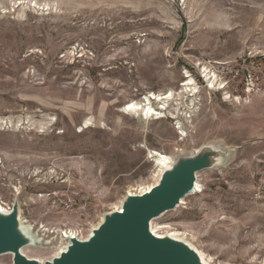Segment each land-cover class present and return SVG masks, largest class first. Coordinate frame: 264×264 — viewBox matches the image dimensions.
<instances>
[{"label": "rangeland", "instance_id": "374dc122", "mask_svg": "<svg viewBox=\"0 0 264 264\" xmlns=\"http://www.w3.org/2000/svg\"><path fill=\"white\" fill-rule=\"evenodd\" d=\"M167 91L158 118L126 109ZM208 144L229 155L154 230L207 264H264V0H0V203L28 224L87 236L158 180L149 149Z\"/></svg>", "mask_w": 264, "mask_h": 264}, {"label": "water", "instance_id": "95a60500", "mask_svg": "<svg viewBox=\"0 0 264 264\" xmlns=\"http://www.w3.org/2000/svg\"><path fill=\"white\" fill-rule=\"evenodd\" d=\"M229 155L213 145H203L189 155H177L148 190L127 193L119 209L104 213L84 238L69 235L65 250L39 261L21 252L40 246L38 237L24 233L18 203L0 210V256L10 254L12 264H207L198 251L178 236H157L150 225L174 209L195 187L196 174L212 168Z\"/></svg>", "mask_w": 264, "mask_h": 264}, {"label": "bare ground", "instance_id": "6f19581e", "mask_svg": "<svg viewBox=\"0 0 264 264\" xmlns=\"http://www.w3.org/2000/svg\"><path fill=\"white\" fill-rule=\"evenodd\" d=\"M205 76L208 78V83H209L208 87H214L215 85L222 86L221 82L217 81V78H216L217 75H215V74L210 75V73L208 72V73H206L204 75V77ZM190 83H192L191 80L189 82H186V83L183 84L184 87H185V90L189 91V93H190V91L196 92V90L192 86H190V85H192ZM172 97H173L172 91H167L165 93H158V94H155V93L147 94V95L144 96V98L141 101L132 100V101L126 103V104H128L126 109H129L130 111H133L134 114H138V113L141 114L142 113V114H145L146 116H148L150 114H152V115L154 114L158 118V117L161 116L160 115V111H162L163 109L166 108L168 101L170 99H172ZM195 104H196L195 98H191L190 99V104H186V103L183 102L185 117H190L197 110V108L195 109ZM84 125H86V123ZM148 155H149V157L152 158V160H153V162H154V164H155V166L157 168V171H158L157 175L158 176L160 175V173L163 170H165L166 168H168L170 166V161H171L170 157L165 155V154H163L161 151H158L156 149H149L148 150ZM198 186H199V184H198V181L196 180L195 181V187H194L193 191H191L189 194L195 192L196 189L198 188ZM150 187H151V185L147 186L146 188H142V189H140V187H139L138 189H140V190H138V191L139 192H143V191L148 190ZM129 194H132L131 190L129 191ZM3 209H5L4 205L2 203H0V210H3ZM114 209H119V205L114 207ZM19 220H20L21 229L23 230V232L25 234L28 233L29 230H30V224H28L26 221H24L20 216H19ZM150 229L157 236H162L161 234L156 233L157 230L156 231L154 230V226L152 225V223H151ZM65 232H67V231H65ZM70 232L71 233L74 232L72 230V228L70 229ZM90 234H91V232L87 236H85V237H83L81 239H84V238L88 237ZM172 234L173 233L169 234V236H172ZM72 236H75V235H72ZM68 243H69V239H68ZM24 248L25 247H23L21 249V252L23 254H24ZM65 248H66V246H63V247L62 246H58L57 247L58 252L56 254H59V252H62L63 250H65ZM198 254H199L201 260L203 261V257L200 255V253H198ZM36 259H38L39 261L43 260V259H39V258H36Z\"/></svg>", "mask_w": 264, "mask_h": 264}, {"label": "built area", "instance_id": "2783aa9c", "mask_svg": "<svg viewBox=\"0 0 264 264\" xmlns=\"http://www.w3.org/2000/svg\"><path fill=\"white\" fill-rule=\"evenodd\" d=\"M204 80V78H203ZM224 84L220 88H224ZM155 115H150L149 117H154ZM62 208L65 211H70L73 208V203L69 199H63L61 200ZM5 209H10L9 206H4ZM71 228H65V229H57L55 227L46 226L45 224H30V231L33 232L40 241V248L45 249H51L53 250L50 255L44 257L45 258H51L52 256L58 255L56 254L58 252L57 247L58 246H66L68 244V236L69 235H75L78 238H83L80 231L77 229H72L74 232H70ZM67 231V232H65ZM68 235V236H67Z\"/></svg>", "mask_w": 264, "mask_h": 264}]
</instances>
